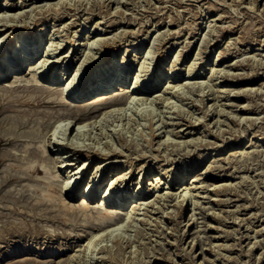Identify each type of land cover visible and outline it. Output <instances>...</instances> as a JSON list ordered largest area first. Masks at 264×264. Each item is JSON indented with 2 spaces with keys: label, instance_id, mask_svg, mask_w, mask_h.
Wrapping results in <instances>:
<instances>
[{
  "label": "rangeland",
  "instance_id": "374dc122",
  "mask_svg": "<svg viewBox=\"0 0 264 264\" xmlns=\"http://www.w3.org/2000/svg\"><path fill=\"white\" fill-rule=\"evenodd\" d=\"M76 1L0 0V14L19 12L14 21L7 22L14 28L0 33V53L7 50L9 41L13 47L10 52L21 56L37 47L34 60L40 55L45 58L49 49L59 62L46 66L41 82L54 86L64 83L69 94L90 90L91 79L94 85L105 72L115 75L108 96L123 93L115 88L117 85L121 89L144 85L150 90L139 92L143 97L150 96L146 104L133 101L85 116H89L86 122L99 117L92 123L95 125L85 127L88 131L81 135L80 142L85 144H81L82 151L98 154L103 152L101 148L110 146L123 153L110 159L132 161L116 169L130 167L127 175H132L123 194L130 192L133 198L120 212H129V203L139 197L148 199L143 206L137 200L141 207L131 215L136 216L134 220H119L124 227L95 245L90 264H264V0ZM29 29L38 32L36 45L22 47L24 39L20 35L19 41L18 35ZM96 38H105L107 44L100 48V43L93 42ZM72 50L73 56L62 58L61 54L70 55ZM88 51L97 59L105 53L111 63L101 73L98 63L86 66ZM25 68L19 75L23 79L30 76ZM0 74H7L0 79V264H19L28 259L41 264H86V243L97 229L87 225L74 229L73 222L62 223L57 213L35 201L40 195L33 189L50 181L45 174L41 171L24 179L18 168H12L24 167L35 159L24 147L31 138L28 135H36L31 147L40 141L47 145L50 138L64 141L56 138L62 136L59 128L53 131L56 125L62 127L67 121L73 125L74 121L71 118L60 124L69 112L62 106L22 103L20 97H27L21 90L25 82L12 83V70L3 69ZM121 77L124 82L116 83ZM146 77L148 81L142 84L141 79ZM6 84L20 85V90L5 91L2 88ZM207 85L213 90L205 87L201 91ZM102 89L100 86V92L93 90L83 102L74 104L95 102ZM153 93L158 96L154 98ZM17 123L23 124L20 127ZM72 127L69 138L77 124ZM167 130L171 131L169 140H165ZM46 154L56 156L49 149ZM63 154L57 155V164L62 160L76 164L55 168L59 183L88 158L76 160ZM101 160L88 158V167L80 168L76 180L69 184L79 194L91 185L99 186L95 196L99 204L100 195L120 186L119 180L109 185V178L116 172L111 173L113 167L95 171L94 163ZM161 169L171 170L162 179L165 183L149 185L153 174ZM192 175L200 177L201 187L192 188L183 202L178 198L183 193L180 185H196H190ZM162 192H169V196L159 202L157 195ZM118 195L115 200L121 202ZM128 220L129 228L125 225ZM83 222L78 216L77 223Z\"/></svg>",
  "mask_w": 264,
  "mask_h": 264
},
{
  "label": "bare ground",
  "instance_id": "6f19581e",
  "mask_svg": "<svg viewBox=\"0 0 264 264\" xmlns=\"http://www.w3.org/2000/svg\"><path fill=\"white\" fill-rule=\"evenodd\" d=\"M35 2H34V4H35ZM117 2H118V0H117ZM69 3H70V1H69ZM46 5H48V4H46ZM2 7H4V6H2ZM63 7L64 6H62L61 8L64 10L65 8H63ZM3 10H5V9H3ZM18 13L19 12H15V11L12 14H10V13L8 14V13H6V11H2L1 12V14H0L1 15V17H0V22H1L0 23V33L7 31L9 28H14V25L13 24H8V23H10L8 21H14L15 20V16ZM6 14H8L10 16V17H8V20L5 19L6 18ZM213 17H216V15L213 16ZM217 18H218V16H217ZM214 19L212 18L211 21L214 20ZM207 21H209V20H207ZM40 27L41 26H39V28ZM41 30L42 29H39V31H41ZM12 32H14V31H12ZM20 35H22L21 36V39H24L23 40L22 47H24V46H26L28 44L31 47H34V45H36L35 44L36 43V40H34V39L36 38V35H38L37 30H35V29H29V30L20 32L19 35H18V40L19 41L21 40L20 39ZM1 38H2V36L0 35V40H1ZM38 39H40V38H38ZM84 39H85V36H84ZM94 41L96 43H100V44H98V46H100V48H102L103 45H106L107 44V42L105 41V38H96L95 40H93V42ZM91 43H92V41H91ZM56 44H58V43H56ZM74 44L75 43H73V45ZM79 44L80 43H78V45ZM11 46H12V41H9L8 44H7V50H5L4 52H2V55L0 53V71L3 70V69H5L8 72L12 70L13 73H14L13 74L14 75V80L12 81V83L21 82V81H24L25 82V84H23L21 86L22 87L21 90L23 92H27V97H20L21 100L18 97L17 98L21 102L23 101L22 103L25 102V104L31 105V106L38 105V104L39 105L40 104L41 105L42 104H47L48 106H50L52 108L57 107V106H62L64 108H66L69 112L65 116H63L62 119L59 120L60 124H61L62 121H64V120L67 121L68 119H71V118L74 121L73 125L74 124H77L76 132H75V134L73 136H71V138H69V135L67 136V133L69 134L71 132V128H73L72 127L73 125H70L71 121H67L66 123H64L62 125V127L60 126L61 128L58 125H56V127H55V129H54L53 132L55 133L56 129L59 128L60 131L58 130L59 131L58 133L61 134L62 136H56V138L57 137L58 138L61 137V139H64V141H61V140H58V139H52L51 140V138H50L49 139L50 140V143H47V145H45V142H43V141L41 142L40 141V143L38 144V146H32L34 148H32L30 146V141H33V138H35L36 135L34 133H31L30 134L31 136L28 135L27 137H31V138L29 140H26L25 141L24 147H25V150L28 151L29 156H31V157H33L35 159L33 160V162L31 161V163L29 165H26L24 167H22L21 165H13L15 167L12 166V168L13 169L14 168L15 169L18 168L19 169L18 173L22 177H24V179H31V177H32L33 174H35V175L36 174H39V172H41V171L45 174L46 178H48L50 181L49 182H44V184L41 187H39L38 189H33V191H35V193H37V194L40 195L39 197L37 196V198H35V201L38 202V203H42L47 209H50V211L52 210V212L54 211L55 213H57L58 216H56V217H59V219H60V221H62V223L73 222L74 223V224H72L73 227L74 226H84V225H87L86 228H88V227H90V228L95 227L97 229V232L95 234H92V235L90 234L91 236L89 237V239L87 240V243H86V246H88V247H86V249H88L87 250L88 252L86 254V256H87V262H86V264H90V261H91V257L90 256H91V253L94 250L95 245L97 243H99L100 241H102L104 236L112 235V233L115 230H117V228H120L122 226L124 227V225H123L124 222L123 221H125L126 219L132 218L131 221L134 220V218L136 216L134 217V216H131V215L132 214H135L136 210L140 209V207L143 206V202L144 201L145 202L148 201V199H144V198H140V197L137 199V197H136V199L139 201V203L140 204L142 203L141 206H137V202L138 201L137 200H134L133 202L129 203V205H132V208L130 209L129 212H127V211L125 213H121L120 212V210H122L123 207H125L126 203L127 202H130L132 200V198H133V195L130 192L126 193L125 195L123 194V188L124 189L125 188L129 189V187H128L129 186V179L131 178L132 175H127L128 173L131 172V170H129L130 167H126L124 169L121 168L120 170H117V171H116V169L119 168V165H121V164L130 163V165H131L132 164V161L131 160H130V162L128 161L130 158H128L127 160H124V161L110 159V156H112V155H118V156L119 155L120 156L122 155L123 156V153H119L120 151L118 152L114 148L113 149H110L109 148L110 146L108 148H101L103 150H100V151H103V152L98 153V154L97 153H94L93 150L92 151H87V152L82 151L81 147H83V145L85 146V144H83V143L80 142L81 135H83V133L85 132V130L88 131V129H86L85 127L88 126V125L90 127L92 125H95V124H92V123L97 122L96 118L99 117V116H97V117L96 116H93V117H96L95 120L86 122L88 120L89 116H87V117H85V116L88 115V114L90 115V113H94V112H99L101 110H105V108H107V107L111 108L110 106H115V105L118 106L120 104L123 105L125 103H132L133 101H134V103H137V102L139 103L140 102V104H146L148 102L147 100L149 99L148 97H150V96L148 95L146 97H143V96H141V94H139V92H143V91L144 92H149L150 90H149V88H145L144 85L143 86H140V87H138V86L137 87H134L133 86L132 89H130V86H128L127 88H124L125 90L124 89H121V87L117 85L115 88H117L118 90L120 89L121 91H123V93H121V94L114 93V94H112V96H108L107 93L110 95V91L107 90V89L113 85V83L115 81V75H113V73H111V72H105L104 74H102V75L99 76V78L96 80V82L94 83V85H92L93 84V82H92L93 80L92 79H91L90 82L88 81L90 84L87 82V84H89V85L92 86L90 90H83L82 89L78 93L69 94V93H67L65 91L64 83H59V84L56 83V85H58V86H54V84H51V83H48V84L44 85L41 82L43 80L44 76H45L46 66H48L51 63H57V62H59V60H58L59 57H57V56L54 57L55 55L52 56L53 53H50V51L48 49L49 47H47L48 50H47V52H45V55H44V56H46L45 58H42L41 57L42 55H40V57H38V59L34 60L35 55H36L35 54V51L38 50L37 47L34 48V49L33 48H30V49H32L34 51L31 52V50H29L28 53L25 52V54H26L25 56H21V53H19V52H16V53L13 52L14 54L12 52H10V49L13 48ZM50 46H51V44H50ZM126 51H127V48L125 49V51L123 53L125 54ZM74 53H75V51L72 50V53L70 55H68V53H63L61 55L63 56L62 58H66L67 56H73ZM88 53H90V52L88 51ZM93 55L90 53L85 58V62L87 64L86 66H90L92 63H94V64L95 63L96 64L98 63L96 65V67H99V72L100 73L103 72L102 70L106 67L105 65H108L109 63H111V61H109V57H107L108 55H106L105 53H103V55L99 59H97L98 57L93 56ZM144 57H145V55H144ZM70 59L71 58H68L67 60H70ZM177 59H178V55L175 56V60H177ZM23 66L24 67L26 66V68L28 67V71L26 72V75H28V76L30 75L29 78H24L23 79V78L19 77L20 71L23 70L22 69ZM25 69H24V71H25ZM77 72H78V69L76 68L75 69V72H73L74 73L73 76L76 75ZM5 75H7V74H2V75L0 74V79L5 78L6 77ZM13 75H11V76H13ZM70 76H71V74H70ZM107 76H109V77L107 78ZM123 80L124 79L121 77L119 79V81L117 80L116 83L119 82L121 84V83L124 82ZM141 80H142L141 82L143 84V82L148 81V77H146L145 79H141ZM57 82H60V81H57ZM167 83H168V81H167ZM178 85L179 84L172 85L171 88L173 89L174 87H176ZM5 86H6L5 88H2L5 91L11 90V91L14 92V91L20 90V85H7L6 84ZM100 86H101V88H103L102 90L104 92H102L99 95H97V97L95 98L96 99L95 102L88 103V104H83V105L74 104V103H77L79 101L80 102L81 101L83 102V100L89 94H91L93 92V90H99V92H100ZM168 86H170V84H168L167 87ZM200 86H202V84ZM205 87H209L210 88L209 90H213V88L211 87V85L210 86L207 85V86L201 87L200 89L203 88V90H201V91H204V88ZM177 88H178L177 90L182 89L181 87L180 88L177 87ZM251 88H253V87H251ZM87 89H88V87H87ZM157 93H159V92H157ZM124 94H125V96H124ZM154 96H155L154 98H156L158 96V94H154ZM151 97H153V96H151ZM152 100L149 101V103H150L149 106L152 105ZM205 111H207V110H205ZM161 113H162V111H161ZM105 114L106 113L104 112L103 115H105ZM196 120L198 121L199 119L196 118ZM19 121H17V122L19 123ZM162 122H164V124H166V121H163V119H162ZM20 124H18V125H20ZM167 124L169 125V123H167ZM21 125H20V127H21ZM172 125H174V124H172ZM13 126H16V125L13 124ZM51 130H53V129H51ZM156 130H158V129H156ZM170 132L171 131H168V130L165 131V133H166V136H165L166 139L165 140H169V136H171V133ZM36 134H37V132H36ZM40 134L42 135V133H40ZM44 135H46V134H44ZM17 136H19V134ZM9 137H11V136H9ZM15 138H18V137L15 136ZM65 139H66V141H65ZM51 143H52V146L50 145ZM189 143H190V141L188 142V144L186 143L187 144L186 147L189 145ZM81 144H83V145H81ZM30 148L33 149V150L29 152ZM47 149H49L50 151H52V153L55 154L56 156L53 158V156L50 157L48 154H46ZM91 149H92V145H91L90 150ZM95 149H96V147H95ZM139 151H140V153L143 152L142 149L139 150ZM64 152H65V154H63V155H65L64 157H68V156L69 157H75L76 160L79 159L80 157H85V156H87L88 158H92V160L99 159V158L102 159L101 161H98V162L94 163L93 166H95V171H98V170L105 171L107 168L113 167V170H112L111 173H113V171H116V172H114L111 175V177L109 178V185L112 184L113 182H115L116 180L117 181L119 180L120 181L119 182V185L120 186H118V189L119 190H117V189L115 190V189L112 188V190L108 189V193L103 194V192H102L103 195H102V197L100 195L101 203L99 204V200H96L95 201V196L97 195V189L99 188V186L96 188L95 186L93 187L91 185L90 187H88L86 189V191L85 190L82 191L83 192V193L81 192L82 194H79V192L77 191V189L76 190H73V187L72 188H69V184L70 183H73L76 180L77 177L75 178V176L79 172L78 170L80 168H83L84 166H87L88 167V165H89V162H87L88 158L85 159V160L80 161V163L83 162V165L81 166L80 163H79L74 169L70 170L67 173V174L70 173L71 175L70 174L67 175V177L64 178V180H62L59 183L60 180H59L58 176H60V175L56 172L55 168L57 167L58 169L59 168H62L63 169V168H66V167H69V166H72V165H75L76 164V162L66 161V160H62L60 162V164H57V163H59L57 161L58 160L57 155H62V153H64ZM135 154H137V153H135ZM138 155H139V152H138ZM143 155H139V156H143ZM13 156H14V159L20 161L19 158H16L17 156L15 154ZM51 162L53 163L52 166L50 164ZM163 169H161L158 173L153 174V178L151 179V183H149V185L154 183L153 185L158 187L159 184L165 183V182H163L165 180L162 181V179H163V177L166 176L165 174L166 173H169L171 170H167L165 172H162ZM139 176H141V175H139ZM106 178H108V177H106ZM141 179L142 178L140 177L139 181L137 180L138 182L136 183V184H138V189L140 188L139 185H140ZM173 179H176V178H173ZM199 179H200V177H197L196 175H192V176H190V180H191L190 185L193 182H195V183L197 182L196 185L190 186V187H186V186H181L180 185V187L182 188L180 190V192L183 191V193L182 194H179L178 195V198L179 197L182 198L180 200L187 199V197H185V196L186 195H188V196L191 195V193H189V192H190V190L192 188H200L201 185L199 184L200 183V180ZM5 181H6V179H5ZM215 186L217 187L219 185H215ZM138 189L136 190V194H138ZM131 191H133V190H131ZM63 193H64V196H62ZM112 193H115L113 197L111 196ZM129 193H130V196L128 195ZM168 193L169 192H164V193L162 192L159 195H157V197L159 199V202H161L160 200H165L166 197L169 196ZM116 194H119L118 196H122V201L121 202H118V201L115 200ZM183 202H184V200H183ZM156 203H158V202H156ZM154 206H155V204H154ZM143 208H141V209L143 210ZM163 211H164V208H163ZM136 214L138 215L140 213H136ZM78 216H79V218L82 217V220L84 221L83 223H77ZM119 220H120V222H123V223H119L118 222ZM60 221H58V222H60ZM117 223H119V224H117ZM116 224H117V226H114ZM125 225L128 228L130 227L131 224H130L129 220H128V222ZM74 229H75V227H74ZM126 230H127V228H126ZM26 256H27V254H26ZM5 261H7V260H5ZM19 264H41V263H40V261H37V260L35 261V260L28 259V260L22 261ZM60 264H62V263H60Z\"/></svg>",
  "mask_w": 264,
  "mask_h": 264
}]
</instances>
